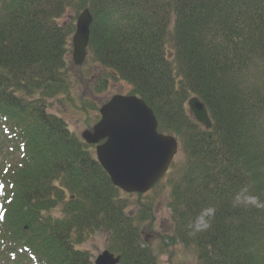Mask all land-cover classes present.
Segmentation results:
<instances>
[{
    "label": "trees",
    "instance_id": "16d2710c",
    "mask_svg": "<svg viewBox=\"0 0 264 264\" xmlns=\"http://www.w3.org/2000/svg\"><path fill=\"white\" fill-rule=\"evenodd\" d=\"M84 9L89 59L108 70L95 94L125 82L180 142L168 242L193 245L197 264H264V0H0V264H93L75 246L99 230L119 264H158L90 148L32 98L68 93L73 25L60 21ZM191 97L210 130L186 111ZM243 189L260 208L236 204Z\"/></svg>",
    "mask_w": 264,
    "mask_h": 264
},
{
    "label": "rangeland",
    "instance_id": "374dc122",
    "mask_svg": "<svg viewBox=\"0 0 264 264\" xmlns=\"http://www.w3.org/2000/svg\"><path fill=\"white\" fill-rule=\"evenodd\" d=\"M81 12L73 13L68 11L60 23L68 25L72 22L74 31L76 19ZM95 68V63L87 59L82 68H78L75 73L72 72L73 74L70 75L67 81L68 93H61L55 97H49L45 93L41 94L40 91H34L32 95V98L35 99L40 97L47 112L64 120L69 131L78 137H80V134L84 130L90 128L98 121L99 115L97 109L103 101V98H110L116 94H129L130 92V87L127 84L121 81L114 82L111 79V81L104 84L105 86L101 94H95V84L103 78L101 73L97 74L99 71L95 70ZM92 77L94 80H92ZM89 97H91V103H94L95 109L92 110L88 107L89 109H86L87 111H83L82 105ZM185 109L188 112L186 102ZM2 136L0 134V143L3 138ZM6 152V149L3 150L0 147V169L4 159H6ZM183 164L184 155L180 147L177 156L174 158L173 166L155 189L144 196H125L124 193L122 194L120 192L127 205V214H131L134 217L141 231L144 243L150 247L157 258L158 264H197L193 245L184 246L177 240L173 244L168 242V238L174 236V231L172 232L174 226L172 223L171 208L172 185L174 180L171 178L178 179ZM235 202L237 205L244 207H261L253 192L248 189H243L235 198ZM142 212L145 214L143 216L145 218L139 222L138 217ZM148 214L149 217L147 216ZM51 215L54 218L58 217L60 215V209H53ZM212 215L213 210L211 208H207L200 213L192 229L189 227L191 229L189 230L191 237L207 229V223L210 222ZM75 247L88 254L91 261L94 262L98 255L103 252H109L110 236L105 231H95L83 243Z\"/></svg>",
    "mask_w": 264,
    "mask_h": 264
},
{
    "label": "water",
    "instance_id": "95a60500",
    "mask_svg": "<svg viewBox=\"0 0 264 264\" xmlns=\"http://www.w3.org/2000/svg\"><path fill=\"white\" fill-rule=\"evenodd\" d=\"M92 18L87 10L77 18L72 37V62L81 66L86 58ZM188 110L206 130L211 128L205 106L191 98ZM100 121L83 140L96 145L97 161L112 185L128 194H145L164 176L177 153V142L157 132L158 123L144 101L134 96H114L100 109ZM105 142L99 145L100 142ZM108 252L94 264H118Z\"/></svg>",
    "mask_w": 264,
    "mask_h": 264
}]
</instances>
